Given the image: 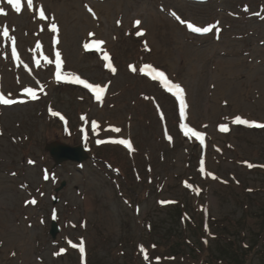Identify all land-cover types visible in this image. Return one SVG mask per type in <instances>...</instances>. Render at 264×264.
I'll use <instances>...</instances> for the list:
<instances>
[{
    "label": "rangeland",
    "instance_id": "374dc122",
    "mask_svg": "<svg viewBox=\"0 0 264 264\" xmlns=\"http://www.w3.org/2000/svg\"><path fill=\"white\" fill-rule=\"evenodd\" d=\"M33 2L22 14L0 4L9 13L0 16V30L9 27L23 61L0 34V92L25 101L0 105V264H264V128L232 123L239 115L264 124V0ZM40 6L47 20L36 15ZM173 12L220 31L193 33ZM95 39L105 41L103 51L85 50ZM56 51L65 72L105 87L102 100L55 81ZM104 51L115 74L104 66ZM145 64L185 89L183 123L205 133L203 145L183 134L179 102L140 73ZM24 87L39 98L24 95ZM98 139H128L134 150ZM51 142L83 146L89 159L55 165L45 151ZM32 199L35 205L26 203ZM81 239L83 259L68 243Z\"/></svg>",
    "mask_w": 264,
    "mask_h": 264
},
{
    "label": "snow or ice",
    "instance_id": "6c2138e0",
    "mask_svg": "<svg viewBox=\"0 0 264 264\" xmlns=\"http://www.w3.org/2000/svg\"><path fill=\"white\" fill-rule=\"evenodd\" d=\"M0 4H6L10 8V10L16 14H22L25 11L32 12L34 9L33 0H26V4L24 3V0H0ZM85 7L87 8L88 12L91 13L93 16L96 15L91 7H89L88 5H85ZM245 11H247V8H245ZM8 14L9 13L5 9V7L0 6V16L7 17ZM36 15L38 16L39 20H41V21L48 19V17L45 14V9L43 6L39 7V9L36 11ZM171 15L173 17H175V19L178 20L181 24L186 25L187 29L193 33L204 34V33L212 32L214 29L216 32L220 31V29L215 24L209 25L207 27L197 26L192 22H188V21L181 19L175 12L171 13ZM119 23H121V22L117 21V24H119ZM141 24H142V21L139 19H136L133 22V26L138 29V31L136 32L137 36H143L144 35V31L141 28ZM50 28H51V31L53 33H58V26L56 23L52 22L50 25ZM41 30H43V29H41ZM0 34H2V36L5 40L11 42L12 58H14L18 62V65L23 63V61H21L20 55L17 51V39L14 35L10 34V29L7 25L2 27V30H0ZM89 35L94 36L95 34L89 33ZM55 43L58 44L59 40L56 39ZM104 43H105V41L102 39H95V40H93L92 43H85L83 45V47L85 50H93L94 49L95 51L100 52V51H103L102 45H104ZM41 47H42L41 44L39 42H37L35 45L36 51H40ZM145 48L147 49V43H145ZM102 58L104 61H107V63L104 66L106 68H108L113 74H115V72L117 70L113 66V64L111 63L109 54L106 51L103 52ZM43 59L48 64L53 63V61L50 60L47 56H44ZM35 63L37 65V67L40 66V60L39 59H36ZM54 63H55L54 78H55V81L57 83L63 82V83H67V84L82 85L85 89H87L90 93H92V95L95 97V99L97 101L102 100L104 93L106 91L105 87H101L99 84L89 83L87 80L82 79L79 75H77L74 72H65L63 70L64 61H63V59L61 57V53L59 51L55 52ZM23 66L25 69H28L27 64H24ZM130 68L133 72L136 71V68L131 66V65H130ZM139 71L143 75L149 76L153 81H159L160 85L167 92L171 93V95L176 98V100L179 102L180 119L182 121L180 128H181L183 134L190 139L195 138L196 140H198L200 142L201 145H203L205 143V133L198 131L193 127H190L187 123H183V121H185L187 118L186 109L188 106H187V103L185 101V89L181 86V84L173 83L163 71L153 67L151 64H145L142 68L139 69ZM40 91H43V86H41ZM23 94L26 95L27 97H29L31 100H37L39 98L37 95L36 89H34L32 87H24L23 88ZM17 103L23 104V103H25V101L11 98L10 95L6 96L4 93L0 92V105L12 106V105H15ZM49 111H50L51 115L59 116L61 120H64V117L59 112L52 111L51 109H49ZM161 118L163 119V115H161ZM81 119L84 120L86 118L82 116ZM232 123L237 124V125H245L248 127L264 128V124L256 123L254 121H249L248 119H244L239 115L234 117ZM205 127H206V125H205ZM91 128H92L93 132H95L96 129L99 128V125L97 124L96 121L91 122ZM219 130L221 132H228L229 128L226 124H221L219 126ZM111 131L115 132V133H119V132H121V129L118 127H113L111 129ZM167 138L169 141H171V139H172L171 136H168ZM85 139H87V133H85ZM96 143L98 145L99 144H105V143L118 144V145H123L129 151L134 150L131 141L128 139H111L108 141H106L104 139H98L96 141ZM28 163L34 164L35 162L32 160H29ZM244 163H246V165L249 169H251L253 167H257V165H253V164L248 163V162H244ZM200 165H201L200 171L203 173L205 171L203 160L200 161ZM260 167H264V165H260ZM206 175L211 176L213 179L217 178L211 172L206 173ZM44 179H48L47 173H45ZM185 186L191 187V185H189L187 183H185ZM198 191L199 190H197V192ZM249 191H251V189H249ZM26 203L31 204V205H35L37 203V201L35 199H32V200L27 201ZM160 203L161 204H171V203H174V201L162 200V201H160ZM52 218L53 219L56 218L55 211H53ZM68 243L71 245L72 248H78L79 249V253L81 255V258L83 259L84 254H85V242H84V240L81 239L78 244L72 243L71 240H69ZM153 247H155V245H153ZM140 250H141V252L144 253V259L146 261L149 260V256H148L146 250L144 249L143 245L140 246ZM65 251H66L65 248H61L58 252L55 253V255L59 256V255L63 254ZM157 259H159V258H157Z\"/></svg>",
    "mask_w": 264,
    "mask_h": 264
},
{
    "label": "water",
    "instance_id": "95a60500",
    "mask_svg": "<svg viewBox=\"0 0 264 264\" xmlns=\"http://www.w3.org/2000/svg\"><path fill=\"white\" fill-rule=\"evenodd\" d=\"M45 150L50 154L51 159L55 163V165H61L62 163L68 162L81 165L87 162L89 159L88 153L82 146L72 147L59 142H52L46 145ZM58 232L59 228L55 223H53L50 233L51 236L55 238Z\"/></svg>",
    "mask_w": 264,
    "mask_h": 264
},
{
    "label": "bare ground",
    "instance_id": "6f19581e",
    "mask_svg": "<svg viewBox=\"0 0 264 264\" xmlns=\"http://www.w3.org/2000/svg\"><path fill=\"white\" fill-rule=\"evenodd\" d=\"M18 108H20V107H13V108H11L10 110H14V109H18Z\"/></svg>",
    "mask_w": 264,
    "mask_h": 264
}]
</instances>
